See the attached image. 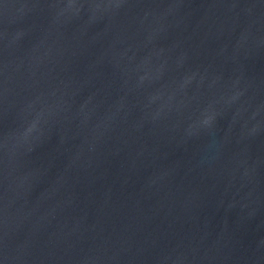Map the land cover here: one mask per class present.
I'll list each match as a JSON object with an SVG mask.
<instances>
[{
  "label": "water",
  "instance_id": "obj_1",
  "mask_svg": "<svg viewBox=\"0 0 264 264\" xmlns=\"http://www.w3.org/2000/svg\"><path fill=\"white\" fill-rule=\"evenodd\" d=\"M0 264H264V0H0Z\"/></svg>",
  "mask_w": 264,
  "mask_h": 264
}]
</instances>
